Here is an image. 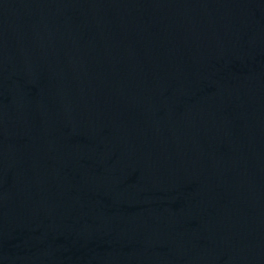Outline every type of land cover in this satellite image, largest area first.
I'll list each match as a JSON object with an SVG mask.
<instances>
[{"label":"water","instance_id":"obj_1","mask_svg":"<svg viewBox=\"0 0 264 264\" xmlns=\"http://www.w3.org/2000/svg\"><path fill=\"white\" fill-rule=\"evenodd\" d=\"M0 264H264V0H0Z\"/></svg>","mask_w":264,"mask_h":264}]
</instances>
